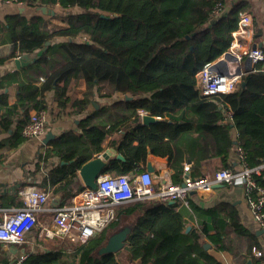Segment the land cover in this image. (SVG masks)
Returning <instances> with one entry per match:
<instances>
[{"label":"trees","instance_id":"obj_1","mask_svg":"<svg viewBox=\"0 0 264 264\" xmlns=\"http://www.w3.org/2000/svg\"><path fill=\"white\" fill-rule=\"evenodd\" d=\"M21 1L19 9L39 0ZM64 1L79 9L66 16L64 27L49 28L43 16H25L19 10L0 18V44L36 42V47L21 48L26 55L44 49L21 73L9 74L0 83L16 90L12 105L0 95L4 150L22 143L21 131L31 113L46 111L47 92L54 93L56 115L67 117L87 111L94 96L113 100L80 120L78 135L63 133L38 155V162L50 167L45 181L61 195L59 206L84 189L79 168L106 148L124 158L109 160L102 174L110 176L133 177L145 170L148 151L170 161L183 153L191 161V178L205 176L200 168L213 158L220 159L221 169L234 170L227 159L237 148L244 152L247 168L264 165V62L255 64L225 95L204 97L197 84L201 69L228 52L240 15L250 9L248 2ZM79 80L86 86L82 98L74 94ZM142 113L161 121L143 126ZM262 175L263 170L253 179L264 189ZM128 206L127 211L136 207L142 215L117 254H98L104 230L73 254L37 256L27 264H121V252L141 264H219L203 249L195 230L185 232L190 216L177 203L145 201L122 207ZM189 207L200 233L217 250H230L226 228L250 237L226 207L201 209L191 200ZM248 243L250 250L255 241Z\"/></svg>","mask_w":264,"mask_h":264},{"label":"crops","instance_id":"obj_2","mask_svg":"<svg viewBox=\"0 0 264 264\" xmlns=\"http://www.w3.org/2000/svg\"><path fill=\"white\" fill-rule=\"evenodd\" d=\"M1 1L2 0H0V18L4 17L6 14H11L19 10V12H22L25 16H43L49 21V28L52 26H54V28L64 27V20L66 19V16L79 11L77 7H71L70 3L64 0H56L55 2L50 0H39L36 5L22 7L21 9H19L20 6H17V4H5V2ZM228 1L231 3L246 1L250 4V9L247 13L251 16L252 22L246 28L247 34L245 35L244 42L247 46H261L264 49V0ZM256 31H258V33H256ZM36 45V42L33 41L0 44V83L7 77V75L21 73L26 67V65H20L17 67L14 64L15 59L26 55L20 53L21 48L23 46L32 48L36 47ZM35 55L36 52L27 56L34 58ZM230 61V63L224 65L225 68L223 69L231 77L237 76L234 74L236 73V68L238 67L241 69L242 76L250 72L254 66L251 63L249 64L246 57L241 58L239 62L235 60L238 66L234 64V60ZM241 76L238 77L236 81L234 80L233 90L239 83ZM85 87L84 80H79L74 89V94L77 98H82L85 93ZM0 95L7 96L8 105H12L16 102V90L13 87L0 86ZM44 100L47 106L46 111H44L47 116L44 135L40 139L23 138L24 140L22 143L12 150H4L3 147H0V210L21 207L23 202L20 196V191L28 185L37 186L49 194L48 201L44 206V211L36 215V223L34 227L25 236L26 242L22 246H5L0 244V264H18L17 261L21 256H27V258L20 264H27L28 261H32L37 256L50 254L67 256L68 254H73L74 249L81 246L60 237L50 239L41 234L43 228L54 230L52 223L53 214L50 210L58 207L62 198L59 193H55V187L49 186L45 181L50 167H45L42 163L38 162L37 157L44 152L46 146L63 133L71 132L78 135L79 121L87 116L93 109H98L106 104H112L113 100L105 101L97 96H94V99L87 108V111L70 117L56 115L57 108L53 92H47L44 96ZM47 135H49V138L45 144L44 140ZM4 137L5 136L0 131V140ZM187 160L189 159H185L183 153L175 161H170L169 158L166 160L165 157H159L151 153H147L146 163L149 162L151 164L153 174L156 176L153 182L154 186L158 188L164 182H180L185 175L183 170L184 166L188 165L190 167L191 165V161L190 164H187ZM227 163L231 168L233 167L234 170L240 168L236 150H231L229 152ZM140 167L142 166L140 165ZM222 167L223 164L220 159L213 158L203 162L200 171L205 175H210ZM262 170V177L264 179V165L261 171ZM78 179L82 185L79 176ZM190 200L201 209H218L220 206L226 207L229 209L228 211L230 214L233 215L235 222L250 235L249 238H246L244 235H236L234 233L235 231L231 228H226V241L230 245V250H217L214 245L200 233L197 228V218L193 217V214H191L190 207H185L178 202H173L179 205L180 210L185 214V216H190V218L187 217L188 222L185 232L195 230L199 236L202 247L203 244L209 245L207 250L203 249L219 264H264V231H262V229H260L257 223L253 220L251 211L245 202L242 188L239 186H216L209 193L192 194L189 198V204ZM127 208H129V206H120L117 208V219L114 222L115 225H111L112 227L110 226L106 229V237L101 246L105 244L108 237L119 231L127 230L129 232L128 235L130 234L136 220L142 215V211L136 207L127 211ZM213 233L214 231L210 230L209 234L213 235ZM252 239L255 241V244L249 250L248 241H252ZM254 250L260 252L261 255L257 256L254 253ZM121 253H124L123 260L120 258L122 260L120 261L123 262L121 264H127L125 258L128 254L125 252ZM119 255L122 257V254Z\"/></svg>","mask_w":264,"mask_h":264},{"label":"built area","instance_id":"obj_3","mask_svg":"<svg viewBox=\"0 0 264 264\" xmlns=\"http://www.w3.org/2000/svg\"><path fill=\"white\" fill-rule=\"evenodd\" d=\"M4 2L15 3L17 6L23 4L21 0ZM251 22L248 13L240 15L228 53L235 56L238 61L246 57L255 65L264 62V49L245 45L246 28ZM216 62L206 64L197 75V84L204 97L230 93L234 87V80L239 77L218 73L214 69ZM46 123L47 116L44 111L31 113L28 122L22 128V137L40 139L45 133ZM236 154L240 165L237 170L219 169L199 178L188 176L182 178L180 182H164L158 188L153 183L156 176L146 170L133 177L101 175L96 180L94 189L84 188L71 199L70 204L50 210L53 214L54 230L43 228L41 234L50 239L60 237L84 245L116 221V210L120 206L159 201L163 204L178 202L189 207V198L192 194L209 193L217 185L242 188L253 220L260 229H264V189L253 179V174L259 175L263 165L249 169L244 164V152L237 148ZM183 170L185 174L189 173V166L185 165ZM20 196L23 206L0 210L1 245L22 246L26 242L25 236L34 227L36 215L44 211L49 194L37 186L28 185L20 191ZM254 253L257 256L261 255L255 250ZM26 258L27 256L19 257L17 263H22Z\"/></svg>","mask_w":264,"mask_h":264},{"label":"water","instance_id":"obj_4","mask_svg":"<svg viewBox=\"0 0 264 264\" xmlns=\"http://www.w3.org/2000/svg\"><path fill=\"white\" fill-rule=\"evenodd\" d=\"M45 45H47V43ZM255 47H256L255 45L252 46V48H255ZM257 47L260 48L261 46H257ZM43 51H44V49L37 52L34 58L33 57L30 58L27 55H24L21 58H17L14 60V64L17 67H19L20 65H26L27 66L28 64H30V62L35 61L37 58L36 56H40ZM234 57L235 56L226 52L223 55V57L214 64V69L220 74L221 73L227 74L223 68H225L224 67L225 64L231 62L230 60H232V61L234 60V64L238 66L237 62L235 61L237 59H235L236 57L235 58ZM247 61L250 64V60L247 59ZM234 75H237L239 77L241 76V69L239 67L236 68V73ZM242 86H243V83H242ZM127 99H130V98H127ZM140 121H141V124L143 126H149L151 124H155V123L160 122L161 118L160 117H154V116L149 115V114H143L140 117ZM48 138H49V135H47L45 140H44L45 144L47 143ZM148 153H150V152L148 151ZM112 158H115L116 160H119V161H124V158L120 154H117L113 148H106L100 155L93 157L92 159H90L89 161L84 163L79 168L78 176H79L84 188L94 189L96 187V180L98 179L99 176L103 175L102 173H103L105 167L107 166V163ZM166 160H168V158H166ZM187 164H190V160H187ZM145 170L147 172L153 173V168L149 162L146 163ZM188 176H189V173H186L184 175V177H188ZM217 186H219V185H217ZM171 203H173V202H171ZM262 231H264V229H262ZM128 233L129 232L127 230H122V231H119V232L111 235L110 237H108L107 240L105 241V244L98 249V254L99 255L115 254L118 251L122 250L126 246ZM203 248L205 250H207L209 248V245L203 244ZM125 260H126L127 264H141V262L139 260H133L130 255H127Z\"/></svg>","mask_w":264,"mask_h":264},{"label":"rangeland","instance_id":"obj_5","mask_svg":"<svg viewBox=\"0 0 264 264\" xmlns=\"http://www.w3.org/2000/svg\"><path fill=\"white\" fill-rule=\"evenodd\" d=\"M219 186H221V185H219ZM222 187H224V186H222ZM121 254H122V255H121V256H122V257H121V259L123 260V257H124V253H121Z\"/></svg>","mask_w":264,"mask_h":264}]
</instances>
